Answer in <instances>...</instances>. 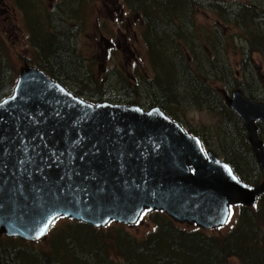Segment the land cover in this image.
<instances>
[{
    "label": "water",
    "instance_id": "1",
    "mask_svg": "<svg viewBox=\"0 0 264 264\" xmlns=\"http://www.w3.org/2000/svg\"><path fill=\"white\" fill-rule=\"evenodd\" d=\"M225 103L248 134L257 186L160 107L92 104L40 69H22L0 101V236L39 242L60 218L133 226L145 211L204 230L226 226L231 205L252 207L264 194V102L236 89Z\"/></svg>",
    "mask_w": 264,
    "mask_h": 264
},
{
    "label": "trees",
    "instance_id": "2",
    "mask_svg": "<svg viewBox=\"0 0 264 264\" xmlns=\"http://www.w3.org/2000/svg\"><path fill=\"white\" fill-rule=\"evenodd\" d=\"M15 1L17 6L23 8L22 15L30 30L29 42L40 56L37 68L65 87V82L72 80L78 87L72 93L82 97V89L87 91L84 79L86 72L80 67L74 68L71 73H64L65 67H72L70 57L78 58L79 54L69 35V32L79 30L75 24L78 16L61 18L60 23L64 26L58 32V28L52 25L51 12L47 11L41 0ZM204 2L123 0L126 8L139 14L143 22L142 37L152 71L150 76L141 74L137 80L139 84L133 86V93L143 91L146 94L145 102L140 99L139 104L135 105H147L149 108L150 105H159L165 112L160 100L169 103L171 98V104L206 110L221 118L224 127L218 129L222 141L220 145L213 140L206 141L199 132L197 134L190 129L188 132L198 136L206 150L218 153L240 180L254 187L261 182L262 176L248 142V134L237 115L225 106L223 100V94L234 87L233 78L236 74L232 69L228 73L217 64L214 54L201 47L207 44L200 46L195 43L199 32L196 16ZM207 5L210 12L232 31L229 34L219 32L218 26L214 25L212 31L206 32L212 44L210 48L215 54L226 51L224 44H216L218 40L222 43L224 39L237 37L247 46V53L264 56V29L254 24V20L258 19L264 23V0H256V3L249 0L233 8L228 7L229 3L225 0H208ZM151 7L163 12L166 19L160 21L150 10ZM0 41H5L1 33ZM164 48L169 49L172 56L161 58ZM187 48L189 53H193L192 56H184ZM48 55L52 63L48 62ZM2 56L7 61V52L0 42V58ZM7 72L6 69L2 74L3 85L8 77ZM204 75L211 79L209 83L203 81ZM14 82L13 77L10 91L0 94V101L11 95ZM122 87L125 90L127 88L124 85ZM89 96L94 98L98 93ZM249 97L255 100L253 93ZM100 100L102 102L103 99ZM125 104L130 105L132 102ZM257 128L258 137L264 144V123H257ZM236 209L231 225L226 232L219 234H208L197 227H181L157 211H147L143 218L153 227L139 236L129 234L120 224L111 223L97 229L61 218L52 224L47 237L39 242L1 235L0 264H230L232 259L238 260L240 264H264V194L253 207L240 205ZM98 233L101 234L97 236Z\"/></svg>",
    "mask_w": 264,
    "mask_h": 264
},
{
    "label": "rangeland",
    "instance_id": "3",
    "mask_svg": "<svg viewBox=\"0 0 264 264\" xmlns=\"http://www.w3.org/2000/svg\"><path fill=\"white\" fill-rule=\"evenodd\" d=\"M41 1L44 3L47 11L49 13L51 12L50 17L52 25L58 28V32L64 26L62 25L63 23H60L61 18L68 19V16L71 15L78 16L75 24L78 25L77 28H79V30L76 32L71 31L69 35L74 40L75 51L79 54L78 58L73 56L70 57L69 62L72 67L66 68L64 66V73H71V70L80 67L83 68L82 71L86 72V78L84 77V79H86L87 91L82 89L81 94L83 95L81 98L91 103H100L101 98L103 99L102 102H109L112 104L132 102L130 105H135L139 104L138 100L140 99L145 102V92L141 91L138 92V94L133 93V86L139 84L137 80L140 79L141 74H143V76L152 75L145 42L142 37L143 22L139 14L129 11L126 5H124L123 0H118V11L114 10L112 16L110 12L114 9V6L117 5L112 3L115 2V0ZM205 1L206 2L200 5V10L196 16L199 32L198 38L195 39V43L200 46L207 44L201 47L214 54L215 57H213L214 60L218 62L217 64L221 65V68L227 70L228 73H230V69H232L233 73L236 74L233 78L235 81L234 87L229 88L230 91L225 92L223 95H228L232 91L238 89L248 97L250 93H253L255 95V100L262 102V98H264V56L258 53H247V46L244 45L242 39L237 37L224 39L222 43L218 40L216 44L220 46L224 44L226 51L225 53L219 52L215 54L212 48H210L212 44L208 41V34L206 32L212 31L214 25L218 26L217 31L219 32L229 34L232 31L228 25H224L221 20H218V16L210 12V8L207 5L208 0ZM225 1L229 3L228 7L233 8L249 0ZM253 2L256 3V0H253ZM86 4L88 6L84 7ZM22 9L23 8L17 6L15 0H0V33L5 40L4 42H0L3 44L8 56L7 61H5L3 56L0 58V94L10 91L13 77L16 82L17 76L22 69L26 67H37L40 63L38 50L29 42L28 36L30 30L26 23V18L22 15ZM35 10L37 11V8H35ZM150 10L160 21L166 19L163 12L156 10L155 7H151ZM36 11L34 12L36 13ZM262 14L264 15V13ZM31 15L34 16V13ZM72 23L74 22L72 21ZM254 24H259L260 29H264L262 20H254ZM106 42L112 45L111 52H108L110 50ZM159 47H161V45H159ZM187 50L188 51L184 52V56H192L193 53H189V48H187ZM168 55L172 56V52L164 48L161 58L166 59ZM198 55H200V53H198ZM47 58L49 59L50 56L48 55ZM48 62L52 63L53 61L49 59ZM6 69L8 70V77L5 85H3L2 74H4ZM206 71L208 74L210 73L209 69ZM206 77L208 79H205ZM210 80L209 76H203V81L205 83H209ZM248 84L250 87H248ZM65 85L70 91H75L78 88L72 80L66 81ZM123 85L127 87L126 90L122 87ZM218 87L224 88L222 85H218ZM222 91L224 90L222 89ZM92 93H98V96L92 98L89 96ZM169 99L172 101L171 98ZM160 101H162L161 104L165 107V113L171 115L172 117L170 118L180 124L185 131L188 132V129H190L191 131H196L197 134L199 132L205 140H213L214 143L220 145L222 141L218 135V129L220 126L224 127L221 118L211 115L206 110L200 111L183 104L176 105L175 103L171 104L170 101V104L166 103L167 101L164 100ZM150 106L151 108L155 106L159 107V105ZM140 107L144 110L151 109L147 105ZM212 152L219 159L223 160L218 153ZM236 211V208L233 209L229 222L225 227L218 230H203L208 234L226 232L229 225L233 222ZM145 215L146 212L143 214V217H145ZM62 222L63 221H60V223ZM174 223L184 228L190 227L187 224ZM152 227V224L142 218L133 226H124V229L131 235L139 236ZM100 234L101 233H98L96 235L99 236ZM229 263L240 264L236 259L230 260Z\"/></svg>",
    "mask_w": 264,
    "mask_h": 264
},
{
    "label": "flooded vegetation",
    "instance_id": "4",
    "mask_svg": "<svg viewBox=\"0 0 264 264\" xmlns=\"http://www.w3.org/2000/svg\"><path fill=\"white\" fill-rule=\"evenodd\" d=\"M113 4L115 3V4H117L118 3V0H115V2H112ZM114 10L115 11H118V4L117 5H115L114 6V9L110 12V14H111V16L113 15V12H114ZM108 43V45H109V50L110 51H108V52H111L112 51V48H111V44L109 43V42H106V44ZM107 46V45H106ZM233 92V91H232ZM231 92V93H232ZM231 93L230 94H228V95H223L224 96V104H225V106H226V103H225V97L226 96H230L231 95ZM248 97V96H247ZM248 98H250V97H248ZM254 100V99H253ZM227 107V106H226ZM228 108V107H227ZM229 109V108H228ZM239 120H240V118H239ZM241 121V120H240ZM242 123V122H241ZM191 134V133H190ZM193 135V134H192ZM194 136H196V135H194ZM196 137H198V136H196ZM198 139L201 141V143L203 144V142H202V140L198 137ZM204 146V145H203Z\"/></svg>",
    "mask_w": 264,
    "mask_h": 264
},
{
    "label": "bare ground",
    "instance_id": "5",
    "mask_svg": "<svg viewBox=\"0 0 264 264\" xmlns=\"http://www.w3.org/2000/svg\"><path fill=\"white\" fill-rule=\"evenodd\" d=\"M241 91V90H240ZM242 92V91H241ZM243 93V92H242ZM246 97H247V95L245 94V93H243ZM251 99V98H250ZM253 100V99H252ZM254 101H256V100H254ZM258 102V101H257ZM124 105H126V104H124ZM138 106V105H137ZM238 117V116H237ZM239 118V117H238ZM246 130V129H245ZM263 146H264V144H263ZM233 207H234V205H231L230 206V214L233 212ZM220 228H222V227H219V228H217V229H213V230H218V229H220ZM210 231V230H209Z\"/></svg>",
    "mask_w": 264,
    "mask_h": 264
},
{
    "label": "snow or ice",
    "instance_id": "6",
    "mask_svg": "<svg viewBox=\"0 0 264 264\" xmlns=\"http://www.w3.org/2000/svg\"><path fill=\"white\" fill-rule=\"evenodd\" d=\"M44 233H43V231L40 233V235H43Z\"/></svg>",
    "mask_w": 264,
    "mask_h": 264
}]
</instances>
